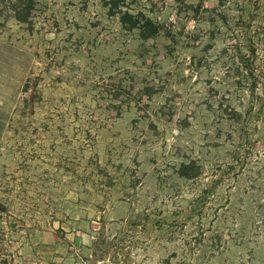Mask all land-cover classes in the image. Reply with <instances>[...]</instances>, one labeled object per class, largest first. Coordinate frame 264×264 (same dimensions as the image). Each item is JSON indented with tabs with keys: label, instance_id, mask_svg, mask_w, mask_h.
I'll return each mask as SVG.
<instances>
[{
	"label": "rangeland",
	"instance_id": "374dc122",
	"mask_svg": "<svg viewBox=\"0 0 264 264\" xmlns=\"http://www.w3.org/2000/svg\"><path fill=\"white\" fill-rule=\"evenodd\" d=\"M52 237L264 264V0H0V263Z\"/></svg>",
	"mask_w": 264,
	"mask_h": 264
},
{
	"label": "crops",
	"instance_id": "0c3cea01",
	"mask_svg": "<svg viewBox=\"0 0 264 264\" xmlns=\"http://www.w3.org/2000/svg\"><path fill=\"white\" fill-rule=\"evenodd\" d=\"M56 240L55 237H52L50 245H45L37 252L29 250L28 254L23 255V262H3L0 264H73L69 261H64V256L61 255L60 247Z\"/></svg>",
	"mask_w": 264,
	"mask_h": 264
},
{
	"label": "trees",
	"instance_id": "16d2710c",
	"mask_svg": "<svg viewBox=\"0 0 264 264\" xmlns=\"http://www.w3.org/2000/svg\"><path fill=\"white\" fill-rule=\"evenodd\" d=\"M133 15H130L129 13H127V12H122L121 13V22L124 24V23H126L127 22V18H130L131 20L133 19V17H132ZM137 25H136V23L134 24V28H137L136 27Z\"/></svg>",
	"mask_w": 264,
	"mask_h": 264
}]
</instances>
